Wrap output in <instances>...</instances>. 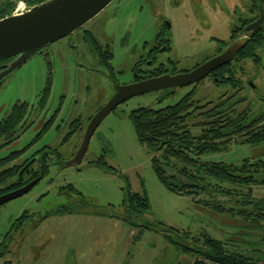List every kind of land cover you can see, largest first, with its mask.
<instances>
[{
  "label": "rangeland",
  "instance_id": "rangeland-1",
  "mask_svg": "<svg viewBox=\"0 0 264 264\" xmlns=\"http://www.w3.org/2000/svg\"><path fill=\"white\" fill-rule=\"evenodd\" d=\"M263 5L264 0H115L83 27L109 45L105 47L113 54L110 66L98 49L83 41L82 28L50 43L3 76L0 122L15 104L28 107L17 136L4 146L0 138V161L20 152L0 171L47 152L49 173L25 195L0 206V247L4 244L7 250L0 264H185L195 256L180 248L184 232L194 237L206 234L244 254L249 253V242L262 241L264 232L249 221L221 215L168 191L152 167L154 154L137 140L129 113L173 104L191 88L203 102H214L225 94L237 102V111L261 113L264 43L255 51L260 61L239 53L224 65L237 76L235 87L220 83L214 71L194 84L172 88L174 93L165 95L170 90L159 89L122 102L94 131L82 163H66L84 140L89 120L114 95L115 85L128 83L139 58L149 57L145 43L159 44L158 62L173 60L177 62L174 71L189 70L235 40L250 36L245 27L258 18ZM29 8L18 0L13 13ZM261 30L264 34V22ZM48 81L50 92L44 103ZM100 157L115 171L89 164ZM246 157L264 160V142L234 144L202 159L236 163ZM33 167L36 171L38 164ZM127 184L132 192L145 190L150 200L146 212L129 220L122 205ZM253 192L264 197V185L254 186ZM66 209L72 210L57 212ZM137 234L142 237L135 241ZM261 247L264 250V244Z\"/></svg>",
  "mask_w": 264,
  "mask_h": 264
},
{
  "label": "trees",
  "instance_id": "trees-1",
  "mask_svg": "<svg viewBox=\"0 0 264 264\" xmlns=\"http://www.w3.org/2000/svg\"><path fill=\"white\" fill-rule=\"evenodd\" d=\"M17 1L0 2V19L13 13ZM23 1L28 7H33L46 0ZM248 41L239 55L254 57L258 44L264 43L261 28L251 35ZM101 55L106 58L110 66L112 60L110 51L105 50ZM254 61H260V57H254ZM225 68L226 66H222L215 70L218 72L216 75L220 78V83L237 86L239 83L237 76L226 71ZM161 73L164 71L159 72ZM222 77L226 79L221 81ZM49 89L50 81L45 86L44 98L48 97ZM164 90H170L165 95L174 93L172 88ZM224 96L225 94H222L214 102H203L196 99L195 89L191 88L173 104L162 108L132 109L129 117L139 143L154 154L151 157L152 167L159 181L168 191L189 197L195 204L211 208L221 215L241 217L258 228L256 230L264 232V197L255 196L253 192L254 186L264 185V160H252L246 157L239 162L228 163L202 159L206 154L227 151L234 144L248 146L264 142V109L254 116L248 109L237 111L235 108L237 102H232L231 96L227 99ZM27 107L26 103L15 104L5 121L0 122V138L5 141L1 146L8 145L17 136L18 124L24 119ZM194 119L198 121L189 124ZM46 127L37 135L38 137ZM193 128L198 131L194 132ZM19 153L13 152L6 160H1L0 167L15 159ZM29 160L30 158L0 171V194L15 190L32 179L38 176L42 178L49 173L46 152L39 155L36 161L37 172L33 170L35 164L33 163L20 176L19 170ZM89 164L115 171L103 157ZM126 187L122 205L126 207V219L129 220L130 217L134 218L146 212L150 207V200L145 190L142 193L132 192L128 184ZM71 210L57 212L64 213ZM133 223L131 224H137ZM184 236V240L180 242L181 250L195 256L185 264H264V250L261 247L264 244V234L261 236L262 241L249 242L250 250L245 254L237 250L231 251L226 247L225 242L208 237L206 234L194 237L184 232ZM141 237L137 234L135 241ZM6 251L2 248L0 258L7 253Z\"/></svg>",
  "mask_w": 264,
  "mask_h": 264
},
{
  "label": "water",
  "instance_id": "water-1",
  "mask_svg": "<svg viewBox=\"0 0 264 264\" xmlns=\"http://www.w3.org/2000/svg\"><path fill=\"white\" fill-rule=\"evenodd\" d=\"M111 2H115V0H46L31 6L28 10L1 18L0 61L11 57L15 58L6 64L7 67L0 72V79L42 48L71 35L89 23L94 17L102 13ZM263 8L260 6L258 18L245 27V30L250 32V36L259 31L264 22ZM250 36L235 40L222 53L209 58L193 70L177 74H164L131 84H116L114 95L89 120L84 140L73 159H70L66 165L82 163V158L87 152L94 131L119 104L133 96L159 89L188 86L204 79L215 69L228 65L249 42ZM35 161L36 157H33L25 162V165L19 170V175L21 176L26 172ZM39 180L40 176L15 190L0 194V206L25 195Z\"/></svg>",
  "mask_w": 264,
  "mask_h": 264
},
{
  "label": "flooded vegetation",
  "instance_id": "flooded-vegetation-1",
  "mask_svg": "<svg viewBox=\"0 0 264 264\" xmlns=\"http://www.w3.org/2000/svg\"><path fill=\"white\" fill-rule=\"evenodd\" d=\"M29 8V7H28ZM30 9V8H29ZM28 10V9H27ZM90 22V21H89ZM88 24V23H87ZM86 25V24H85ZM84 25V26H85ZM84 26H82L81 28H79V29H82ZM79 29H77V30H79ZM84 29V35H83V41L84 42H87L88 43V45H92L93 47H95L96 49H98V51L99 52H101V54H102V52L103 51H105V50H107L108 48H109V45L108 44H102L95 36L96 35H94V34H92V32L91 31H89L88 29H85V28H83ZM75 32V31H74ZM73 32V33H74ZM73 33L71 34V35H73ZM67 36H69V35H67ZM168 40V39H167ZM90 42V43H89ZM107 45V47L108 48H106L105 46ZM159 44H152L151 46H148L146 43L143 45V48H147L148 50V52H147V54H148V58H147V60L146 61H144V60H142V59H140L139 58V60L140 61H138L137 63H136V65H135V68L133 69V76H132V78L130 79V81L128 82V83H122V84H131V83H134V82H138V81H141V80H146V79H148V78H152V77H157V76H160V75H164V74H177V73H181V72H187V71H189V70H193V66H192V68L191 69H189V70H186V69H179V70H173V69H175V67H176V61H173V60H168V62L167 63H164V62H158V60L156 59V54L155 53H157L156 51L158 50V51H161L162 49H161V47L160 46H158ZM47 47V46H46ZM46 47H44V48H46ZM44 48H42L40 51H42ZM106 48V49H105ZM166 49H167V46H166ZM226 49V48H225ZM224 49V50H225ZM224 50H222L220 53H222ZM39 51V52H40ZM110 51V50H109ZM220 53H218V54H220ZM111 54H112V52H111ZM147 54H146V56H147ZM218 54H215V55H212V56H209L208 57V59L209 58H211V57H213V56H216V55H218ZM113 55V54H112ZM15 57H11V58H8V59H4V60H1L0 61V72L2 71V70H4L5 69V67H7V65L6 64H8L10 61H12L13 59H14ZM101 58H102V55H101ZM142 58V57H141ZM207 60V59H206ZM205 60V61H206ZM205 61H203V63H205ZM202 64V63H201ZM197 65H200V64H197ZM197 65H195V67L197 66ZM224 66V65H223ZM222 67V66H221ZM220 68V67H219ZM218 69V68H217ZM159 70H162V71H164V73H161V74H159ZM216 70V69H215ZM214 70V71H215ZM214 71H212V72H214ZM212 72L209 74V76H211L212 75ZM173 88H175V87H173ZM167 89V88H166ZM114 92H115V87H114ZM36 156V160H38V157H39V155L37 156V155H35ZM31 158H33V157H31ZM30 158V159H31ZM36 162V161H35ZM34 162V163H35ZM3 194V193H2Z\"/></svg>",
  "mask_w": 264,
  "mask_h": 264
}]
</instances>
